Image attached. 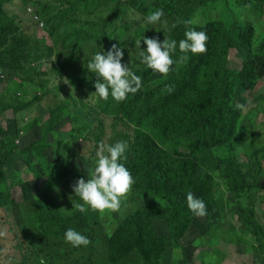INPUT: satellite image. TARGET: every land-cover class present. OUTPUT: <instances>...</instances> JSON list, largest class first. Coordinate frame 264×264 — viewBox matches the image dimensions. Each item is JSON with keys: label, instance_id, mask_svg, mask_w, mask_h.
Wrapping results in <instances>:
<instances>
[{"label": "rangeland", "instance_id": "rangeland-1", "mask_svg": "<svg viewBox=\"0 0 264 264\" xmlns=\"http://www.w3.org/2000/svg\"><path fill=\"white\" fill-rule=\"evenodd\" d=\"M232 1L207 3L193 14L192 27L208 36L202 61L224 56V51L213 49L214 33L220 32L222 23L255 16L241 6L234 13ZM70 2L5 0L1 10L4 22L13 29L0 38V127L6 133L0 137V154L2 149L7 153L6 159L0 155V264H39L41 257L45 264H225L236 261L229 251L238 250L248 251L238 264H263L264 41L254 48L244 31L239 35L242 47L231 50L228 65L244 86L236 92L234 103L245 105L242 127L232 148H212L215 155L227 156L239 166L250 188L243 190L201 164L203 176L194 196L204 201L206 215L196 216L184 239L171 242L164 253L159 236L171 232L170 210L141 193L133 175L135 183L118 212L78 211L74 204L82 201L75 197L72 185L79 178L87 180L99 141L136 142L145 127L132 122L136 113L127 106L138 103L154 80L182 67V62L174 63L165 75L140 65L134 69L142 78L140 90L120 102L111 97L100 100L93 93L98 78L86 68L91 55L115 44L124 53L122 63H138L135 41L144 34L161 41L165 35L173 37L175 19H164L170 29L164 33L159 24H147L146 15L161 3L177 6L186 1L96 0L77 9ZM193 3L190 0V6ZM24 49H29L26 56L21 55ZM179 56L176 52L173 59ZM143 75L148 79L145 84ZM193 78L183 92L184 100L201 93V80L196 73ZM60 106V111H54ZM156 109L157 105L151 111ZM45 136L47 147L42 143ZM177 147L170 148L176 160L195 154ZM168 188L180 195L181 185L169 183ZM43 195L55 199L65 214L47 229L41 227L37 204ZM191 213L186 205L179 219ZM67 228L86 235L90 244L74 248L66 243Z\"/></svg>", "mask_w": 264, "mask_h": 264}, {"label": "trees", "instance_id": "trees-1", "mask_svg": "<svg viewBox=\"0 0 264 264\" xmlns=\"http://www.w3.org/2000/svg\"><path fill=\"white\" fill-rule=\"evenodd\" d=\"M91 1L96 0H72L70 3L77 9ZM184 1L186 3L183 2L182 5L164 6V3H161L158 7L164 11L162 19L167 20L169 17L175 19L176 27L172 28L170 33L173 35L171 39L177 41L184 38L186 27L193 28L191 24L186 26L183 21H192V16L198 9L207 3L220 0H193L191 6L190 0ZM242 2L244 4H241ZM4 3L5 0H0V38L8 36L13 29L11 24L4 22L1 13ZM232 3L234 13L241 6L255 16L245 21H240L238 18L237 21L235 18L234 21L220 25V32L214 33L216 39L213 42V49L224 51L223 57L210 56L209 61H202L206 52L195 55L189 53V58L182 61L180 70L163 80H154L151 86L145 88L138 103L127 106L129 112L136 113V118L132 122L138 127L144 126L145 130L136 137V142L128 141V149L125 153L127 159L124 163L132 167L131 173L137 180L135 187L154 199L160 207L170 210L167 222L171 232L169 235L159 236L163 238L160 242H163L164 253L171 242L184 239L192 227L196 216L191 213L184 216L183 221L179 217L187 205L186 194L190 191L195 195L198 191V178L203 176L201 164L209 166L224 180L240 185L243 190L250 188L248 180L231 158L215 155L212 151L213 147L218 146L232 148L233 142H238L236 133L242 127L241 109L234 103L237 99L236 92L243 90L244 86L238 73L228 65L231 50L242 47L239 35L244 31L254 48L260 47L261 42L264 41V0H235ZM119 5L120 3L115 12L119 9ZM28 51L29 49H24L21 55L26 56ZM176 52L181 55L178 49ZM195 73L201 80L198 82L201 93L198 95L195 92L192 98L184 100L183 92L190 82L194 81ZM147 80L145 76L144 84ZM166 85L172 87L171 93L166 90L162 92ZM155 105H157L156 111H151ZM61 108L62 106L54 111H60ZM4 136L6 133L0 127V137ZM46 137L42 140L44 147H47ZM0 145L3 146L1 139ZM177 146L190 149L195 154L176 160L170 148ZM0 155L1 159L7 158L4 149L1 150ZM1 169L0 164V171ZM204 176L208 177V174ZM169 183L181 185L179 196L171 192L168 188ZM209 183H212V180H209ZM37 204L41 209L39 220L43 229L65 218L62 207L51 196L43 195ZM210 219L213 222V215H210Z\"/></svg>", "mask_w": 264, "mask_h": 264}, {"label": "clouds", "instance_id": "clouds-1", "mask_svg": "<svg viewBox=\"0 0 264 264\" xmlns=\"http://www.w3.org/2000/svg\"><path fill=\"white\" fill-rule=\"evenodd\" d=\"M163 16V9L157 8L146 15L145 21L150 25L159 24L160 30L165 33L170 29L168 22L162 19ZM183 23L187 26L191 24V21H183ZM171 27L175 28L176 23H173ZM183 36L184 38L177 41L165 35V39L161 41L159 37L150 38L144 34L141 39L135 41L136 60L138 61L136 64L122 63L124 53L115 44L107 51L99 50L92 54L86 68L98 78L94 82L95 97L100 100H107L111 97L117 102L123 101L129 94H135L142 87V78L134 70L139 69L140 65L146 66L153 72L166 75L174 63L187 60L189 53L195 55L206 51L208 40L206 32L186 27ZM141 40L146 47L141 48ZM177 49L181 55L174 60L173 54ZM165 90L171 93L173 89L166 85L162 92ZM236 107L243 110L245 105L237 104ZM127 149L128 142L123 140L111 144L104 141L97 143L94 167L87 174V180L79 178L72 185L75 197L82 201V203L74 204L78 211L85 212L86 209H91L103 214L105 211L118 212L120 210L122 201L135 183L124 163L127 159L125 155ZM186 202L187 208L194 216L206 215L207 209L204 201L190 191L186 194ZM63 239L74 248L86 247L90 244L89 238L74 228H67ZM39 264H45L43 257L40 258Z\"/></svg>", "mask_w": 264, "mask_h": 264}, {"label": "crops", "instance_id": "crops-1", "mask_svg": "<svg viewBox=\"0 0 264 264\" xmlns=\"http://www.w3.org/2000/svg\"><path fill=\"white\" fill-rule=\"evenodd\" d=\"M231 247H232V245H230ZM229 253L231 254V257H235L236 258V261H234V262H231V261H227L225 264H238L237 262H241V260H244L245 258V255H247L248 254V251H246L244 254L242 253V251L241 250H238V252H235V251H232V252H230L229 251ZM229 254V255H230ZM226 257L229 259L230 257L228 256V255H226ZM256 257V256H255ZM259 263H261V261L259 262ZM259 263H256V264H259ZM204 264H207V262H205ZM220 264V263H219ZM249 264H255V261H253V262H250Z\"/></svg>", "mask_w": 264, "mask_h": 264}, {"label": "built area", "instance_id": "built-area-1", "mask_svg": "<svg viewBox=\"0 0 264 264\" xmlns=\"http://www.w3.org/2000/svg\"><path fill=\"white\" fill-rule=\"evenodd\" d=\"M264 264V263H263Z\"/></svg>", "mask_w": 264, "mask_h": 264}]
</instances>
